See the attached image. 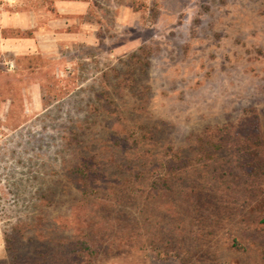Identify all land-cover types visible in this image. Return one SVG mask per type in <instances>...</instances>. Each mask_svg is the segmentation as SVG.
Returning <instances> with one entry per match:
<instances>
[{"label":"rangeland","instance_id":"374dc122","mask_svg":"<svg viewBox=\"0 0 264 264\" xmlns=\"http://www.w3.org/2000/svg\"><path fill=\"white\" fill-rule=\"evenodd\" d=\"M142 130L194 158L200 138L219 146L217 173L211 158L187 172L183 217L206 264H264V175L248 182L245 160L227 174L235 148L260 138L264 156V0H0V264L34 239L76 240L78 164L114 169L102 140ZM208 188L212 228L193 208ZM100 264L180 262L118 249Z\"/></svg>","mask_w":264,"mask_h":264},{"label":"trees","instance_id":"16d2710c","mask_svg":"<svg viewBox=\"0 0 264 264\" xmlns=\"http://www.w3.org/2000/svg\"><path fill=\"white\" fill-rule=\"evenodd\" d=\"M253 128L256 130L253 136L258 137L259 126ZM142 131L132 143L127 139L110 141L108 137L102 140L101 146L108 154L106 166L114 169L104 170V157L95 153L78 164L76 182L83 184L78 189L81 202L72 214L71 233L76 231V240L34 239L27 249L14 248L12 254L8 252L12 264H100L118 249H138L157 258L176 259L180 264L217 262L215 255L200 250L202 243L189 231L192 224L185 221L183 207L189 197L186 184L192 182L187 172L200 166L199 161L211 158L213 161L206 162L204 169L213 175L217 173L213 151L219 146L210 147L208 141L200 138L203 144L197 147L199 157L194 158L187 156L183 148H172L170 152L167 144H160L153 136L145 140L142 136H146L147 130ZM262 148L260 138L251 141V145L235 148L241 155L227 167L228 176L245 160L241 169L247 181L255 185L262 180ZM229 194L225 196L229 198ZM213 196V190L208 188L203 197L206 201L199 197L203 205L193 206L200 222H205L204 227L216 224ZM17 241L18 245L23 244V238ZM232 246H237L235 251L242 254L247 252L236 241Z\"/></svg>","mask_w":264,"mask_h":264}]
</instances>
